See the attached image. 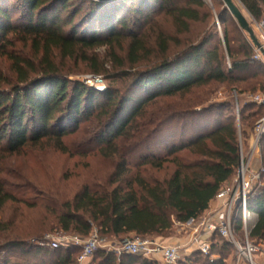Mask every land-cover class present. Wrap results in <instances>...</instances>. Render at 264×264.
<instances>
[{
    "label": "trees",
    "instance_id": "trees-1",
    "mask_svg": "<svg viewBox=\"0 0 264 264\" xmlns=\"http://www.w3.org/2000/svg\"><path fill=\"white\" fill-rule=\"evenodd\" d=\"M238 1L255 21H261L264 0ZM156 8L158 16L165 17L173 31L159 32L151 45L145 29L155 22L148 14ZM13 11L22 17L15 24L11 23ZM144 14L147 15L139 24L143 32L130 29L137 24L131 19ZM219 17L223 24L228 19L234 23L231 30L224 29L223 39H217L214 29V33L193 43L189 38L182 41L180 36H189L194 25L206 22L209 25L211 16L204 0H114L108 3L0 0V36L4 41L0 45V58L10 63L12 78L8 79L0 70V84L12 88L10 93H0V153L18 156L30 145L55 141L63 154H69L64 139L74 135L81 123L95 115L106 121L104 129L94 139L97 146L94 152L110 164V172L105 176L92 175L72 196L37 183V188L41 189L37 206L49 216L40 233L58 229L63 234L86 238L97 229L101 239L112 243L133 238L165 240L180 231V225L202 219L218 193L234 182L240 166V141L245 136H248L246 142L254 137L255 126L264 117L263 106L252 103L249 108L255 111L249 115L239 111V116L236 113L227 119L222 116L209 121L204 118L210 111L225 112L230 104L193 111L201 103L189 101L183 109L172 108L171 104L168 112H160L151 121L145 118V109L158 99L179 96L182 99L193 89L209 85L226 84L241 94L264 93V61L254 59V45L249 35L226 6ZM9 36L17 38L24 47L29 46V53L20 56L16 51L9 52L6 49ZM257 36L259 38V34ZM124 44H127L126 59L132 67L152 56L150 48L158 50L155 59L161 61L158 66L134 76L132 96L123 97L113 89L92 90L81 82L71 83L60 69L59 62L89 61L88 53L102 47L109 48L111 56L117 58L116 46L123 48ZM93 72L101 73L98 69ZM174 120L179 125L178 129L174 128L175 132L181 131L180 142L170 138L161 149L164 156L155 154L157 147H152L153 150L147 148L136 161L135 154L144 150L162 127ZM241 121L248 123L246 128L237 126ZM258 154L264 170V136ZM159 173H163L162 176L156 175ZM263 179L264 172L247 196L249 210L258 215L249 237L261 246H264ZM4 182L0 183V209L15 202L28 204L16 197L9 182ZM233 229L243 242L239 207L233 212ZM14 243L9 237H0V248ZM212 243L211 254L219 256V260L211 261L210 256L195 252L179 264H226L230 252L237 257L236 248L221 237L214 236ZM52 252L50 264H79L80 248L72 246ZM88 264L160 262L140 255L119 256L102 248Z\"/></svg>",
    "mask_w": 264,
    "mask_h": 264
},
{
    "label": "rangeland",
    "instance_id": "rangeland-1",
    "mask_svg": "<svg viewBox=\"0 0 264 264\" xmlns=\"http://www.w3.org/2000/svg\"><path fill=\"white\" fill-rule=\"evenodd\" d=\"M12 1L14 2L16 0ZM204 1L209 9V15L211 16V19H209L211 22L209 25L208 22L201 25H194L189 36H180L182 41L189 38L193 43H197L204 36L214 33V29L218 34L217 39L222 40L224 29L231 30L234 26V23L230 19H228L225 24L221 23L219 16L221 11L225 8L222 0ZM235 1L243 10L245 17L252 25L257 36L258 31L256 29L255 19L238 0ZM146 15L147 14H144V16L136 15L135 17H137V19L133 17L131 20L133 23L136 22L137 24L131 26L130 29L140 32L139 24L144 21ZM148 15L149 18L155 19V22H151V24L149 23L145 29L152 45L159 32L163 30L173 31V29L170 23H167L165 17L158 16L157 8L152 10ZM64 16H66V13ZM11 17L12 24L18 23L22 19L21 14L17 11H13ZM262 17H264V14ZM8 39L10 42L6 45V49L9 52L16 51L20 56H22L21 53L24 55L29 53V46L24 47L25 45L18 43L17 38H12V36H9ZM2 40L3 37L0 36V45L4 42ZM126 45L127 44H124L123 48H120L119 45L116 46L117 58L111 56V50L109 48L102 47L88 53L89 61L84 62L80 59H73L59 62L62 64L60 69L63 75L66 76L71 83L81 82L86 84L92 90L104 92L107 89H113L123 97L132 96L133 94L131 95V93L134 90L132 82L134 76L145 70L158 66L161 64V61L155 59V52H158V50L150 48L152 56H150L146 62L132 67L128 64V60L126 59ZM178 50L179 48H177L175 52H178ZM95 57L97 58V62L95 61ZM122 62L124 63V66L121 67L119 65ZM227 63L230 66L229 59L227 60ZM9 65L10 63L7 62L5 58H0V70L3 71V74L7 76L8 79L12 80L9 76ZM95 69L100 70V75L94 74L93 71ZM11 89L12 88L9 85L0 84V93H10ZM259 93L261 92L256 91L254 93L246 92L241 94L237 91L235 92L232 86L226 84L209 85L207 87L193 89L191 94L182 99L179 98L180 96L171 99H158L156 104L149 105L145 109V118L151 121L160 112L161 114L168 112L171 109V104H173L171 106L172 108L178 109V107H180V109H183L188 105L189 101L201 103V105L194 108L195 110L193 111H205L214 105L230 104L231 108L229 107L225 112L219 110L210 111L204 118L207 120L218 119L222 116L223 119H227L231 115H236L237 110L242 112L245 111V115H249L255 111L253 108H249L253 103L252 97ZM242 112L241 116L243 115ZM251 121H249V123ZM105 122L106 121H103L102 119H98L95 115L87 122L81 123L74 135L64 139V146L67 148L66 151H68L69 154H63L55 141H45L43 144L37 146L30 145L18 156L9 157L6 154L0 153V183L3 184L5 183L4 181L9 182L16 197L28 202L26 205L15 202L0 209V237H9V240L15 242L10 245H2L0 248V264H50L54 252H52L49 246L44 244V239L47 235L57 236L64 234L58 229L50 230L46 233H40L41 227L47 224L49 216L46 211L37 206L41 193V189H38L37 186L43 184V187L45 188L59 189L72 196L81 185L90 179L89 177H93L92 175L105 176L108 174L110 172V164L102 156L94 152L97 149L94 139L98 136V133L104 129ZM138 124H140V121ZM177 124L178 123L174 120L167 126L162 127L161 132L154 137L149 145L145 147L144 150L141 149L135 154L134 157L136 158V161L140 155L146 153L145 151L147 148L152 149V147H157L155 154L160 155L161 157L164 156L165 154L162 153L161 149L168 141H170V138L177 141V143L180 142L181 131L179 129V132L176 133L174 130V128H179V125ZM245 125H248V123L241 121V124H237L239 128H246ZM247 137L248 136H245L244 140L240 141L239 145L245 165L252 153L251 147L255 140V132L254 137H252L253 139L251 138L248 142L245 140ZM251 163L254 168H258L262 164L261 155H256ZM162 174L163 173H159L156 175L162 176ZM262 183L264 184V179L262 180ZM189 234V229L185 231H175L172 235L168 236L167 239L160 241L165 244L174 245L177 241V243L180 241L182 242V240L189 236ZM66 235L73 236L70 234ZM87 238L88 237L84 238L83 241L87 240ZM107 241L110 246H117L119 244L117 242L112 243V241ZM194 253L195 252L188 254V252H186L185 255L188 254V256H193ZM75 255H77L76 252ZM236 258L237 257L230 252L226 257V260L231 263Z\"/></svg>",
    "mask_w": 264,
    "mask_h": 264
},
{
    "label": "built area",
    "instance_id": "built-area-1",
    "mask_svg": "<svg viewBox=\"0 0 264 264\" xmlns=\"http://www.w3.org/2000/svg\"><path fill=\"white\" fill-rule=\"evenodd\" d=\"M259 34V42L264 50V17L260 22H255ZM257 61H264L261 49L254 47ZM252 102L258 106L264 107V93H259L252 97ZM239 116V110H237ZM255 140L252 144V153L246 165L243 162L240 150V166L237 177L233 183L224 187L217 195L214 202L217 207L212 213L204 216L202 219L185 225H180V231L190 230L189 243L187 247L181 245L165 244L156 239H128L117 246H110L106 240L101 239L97 229H94L87 240L79 236L47 235L44 244L51 250L61 248L77 247L81 249L78 258L79 264H88L93 260L95 253L99 249H107L115 252L117 255L131 254L140 255L146 258H160L161 264H179L191 252H199L203 256H210L211 261L219 260V256L212 255V238L219 236L232 244L238 251L237 258L226 264H264V246L257 245L250 240V232L254 228L258 215L251 212L247 205V196L254 184L260 180L261 173L264 172L261 166L254 168L251 163L258 154V147L264 136V117L258 122L255 128ZM236 207L240 208L242 214V224L244 231V241L240 242L233 229V212ZM189 250V253H185ZM185 252V253H184Z\"/></svg>",
    "mask_w": 264,
    "mask_h": 264
},
{
    "label": "water",
    "instance_id": "water-1",
    "mask_svg": "<svg viewBox=\"0 0 264 264\" xmlns=\"http://www.w3.org/2000/svg\"><path fill=\"white\" fill-rule=\"evenodd\" d=\"M95 2L98 3H108L114 0H93ZM225 3L226 8L230 11V13L232 14V16L234 17V19L237 21L238 25L240 26V28L246 32L254 47L261 49V52L264 56V50L261 48V44L259 42L258 37L256 36L253 28L251 27L249 21L247 20V18L245 17L243 11L240 9L239 6H237L233 0H223ZM192 220L189 221V223H191Z\"/></svg>",
    "mask_w": 264,
    "mask_h": 264
},
{
    "label": "crops",
    "instance_id": "crops-1",
    "mask_svg": "<svg viewBox=\"0 0 264 264\" xmlns=\"http://www.w3.org/2000/svg\"><path fill=\"white\" fill-rule=\"evenodd\" d=\"M217 207V203L216 202H213L212 204H211V207H210V209L207 211V213L205 214V216L206 215H208V214H210V213H212L213 212V210L215 209ZM178 242V241H177ZM176 242V244H174V245H181V246H183V247H187L188 246V243H189V236H187L184 240H182V242L180 241L179 243H177ZM188 253H189V250L187 251ZM192 253V252H191ZM157 260L159 261V262H161V260H160V258H157ZM161 264V263H160Z\"/></svg>",
    "mask_w": 264,
    "mask_h": 264
}]
</instances>
